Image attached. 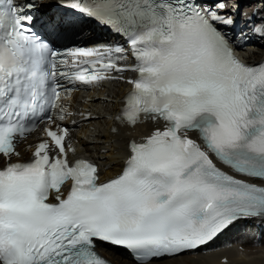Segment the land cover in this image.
<instances>
[{
	"label": "snow or ice",
	"instance_id": "snow-or-ice-1",
	"mask_svg": "<svg viewBox=\"0 0 264 264\" xmlns=\"http://www.w3.org/2000/svg\"><path fill=\"white\" fill-rule=\"evenodd\" d=\"M237 23L223 0H0V264H110L101 245L157 264L264 225V62L238 55ZM93 25L118 42L72 46ZM105 81L129 88L108 179L70 158L72 129L99 117L66 103Z\"/></svg>",
	"mask_w": 264,
	"mask_h": 264
},
{
	"label": "bare ground",
	"instance_id": "bare-ground-1",
	"mask_svg": "<svg viewBox=\"0 0 264 264\" xmlns=\"http://www.w3.org/2000/svg\"><path fill=\"white\" fill-rule=\"evenodd\" d=\"M52 2V0H48ZM236 3L239 8L246 11V15L252 9L258 7V16L254 18L258 24L264 21V3L261 0H234L232 9ZM228 13L234 14L232 11ZM51 8L41 10V16L51 15ZM249 27H242L240 32H248ZM248 36V34H246ZM241 56L248 62L259 60L264 55V38L249 41L243 49H240ZM128 86L118 82H103L97 88H93L86 93H75L70 103V111L77 113L72 119H77L79 111H91L99 119L92 122H84L80 127L72 129V143L77 149V155L71 159L88 158L99 163L102 169V179L115 175L123 164L124 152L120 143L121 137L114 136L111 129L115 125L114 116L124 93ZM71 120L66 121L68 124ZM148 126H144L139 131H147ZM129 130L124 129L126 134ZM40 136L32 135L29 139L20 144L19 150L22 157L27 159L30 155L28 144L35 143ZM118 149H120L118 151ZM107 151V155L105 152ZM253 223H240L217 240L209 249L197 254H189L175 259H165L157 264H264V229L254 231ZM99 253L110 260L113 264H134L129 255L122 250L109 245L98 246Z\"/></svg>",
	"mask_w": 264,
	"mask_h": 264
}]
</instances>
